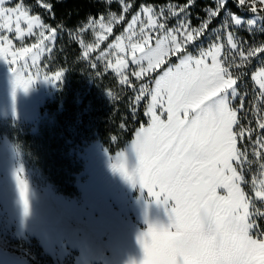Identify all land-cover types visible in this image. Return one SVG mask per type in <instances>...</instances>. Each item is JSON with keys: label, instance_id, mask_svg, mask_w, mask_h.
Listing matches in <instances>:
<instances>
[{"label": "snow or ice", "instance_id": "obj_1", "mask_svg": "<svg viewBox=\"0 0 264 264\" xmlns=\"http://www.w3.org/2000/svg\"><path fill=\"white\" fill-rule=\"evenodd\" d=\"M120 2L123 12L127 13L131 5L125 0ZM234 2L253 14L255 19L249 20V24L255 25L257 19H264L260 14L264 13V0ZM192 3L193 0H188L187 6H171L167 10L170 17L164 9L157 12L151 6L142 5L141 11L127 26V31L131 32L130 41L137 35L134 26H139L140 40L143 41L130 44L131 64L139 66L138 71L131 72L136 79L145 73H156L171 56H175L178 62L159 71L154 86L141 83L129 102L131 114L135 117L141 101L146 95L150 96L144 112L149 118L148 125H142L132 140L139 159L135 175L127 171L122 153L118 154L119 162L112 168L133 185L138 181L149 197L170 207L166 225L149 224L138 237L143 250L141 264H264V229L258 223L264 219V210L256 206L264 205V163L261 162L264 161V114L256 121L261 135L253 141L254 129L248 119L250 111L244 103L246 96L238 90V77L234 78L232 71L233 65L238 70L257 53H264V44L244 49L243 42L238 43L232 31V25H240L242 19L233 13L222 29L227 48L218 35L217 41L206 49L201 48L198 55L187 53V47L194 44L210 22L225 9L227 0H215L216 8L206 13V19L198 27H193L187 17L172 28L166 27L168 18L180 17ZM4 4L5 0H0V30L14 31L22 40L25 35H33L34 29H41L39 43L12 51L11 59L7 57L12 41L0 31V59L14 65L18 57L23 58L15 85L27 91L33 83V75L39 78L36 62L41 54L46 51L50 55L52 52L48 45L55 40L57 30L42 24L39 16L29 15L20 3L8 8ZM257 4L261 7L258 8ZM43 7L51 9L48 4ZM177 7L179 10H174ZM104 19L101 16L99 21L90 20L89 26L98 23L101 30L111 33L112 21L119 22L124 17L117 18L112 14L107 25ZM22 22L26 25V32L21 27ZM49 31L51 36H46ZM152 35L156 36L154 47L149 46ZM105 38L103 34L97 37L98 40ZM122 39L118 36V42L111 47L124 52L126 46L119 43ZM137 50L139 58L135 55ZM237 53L239 65L236 64ZM127 66L125 59H117V71ZM12 71L16 72V67ZM21 72L27 79L21 76ZM63 75V71H57L52 77L45 74L43 79L58 82ZM253 80L258 85L260 101H264V69L258 73V78L253 76ZM121 83H129L127 77ZM237 100L240 101L238 106L235 105ZM255 111L260 112V109ZM242 120L245 123H241ZM245 140L252 148L251 153L247 146H239ZM254 165H258L260 177L252 176L250 184L255 191L249 195L244 188L249 184L245 172ZM16 183L27 216L30 208L28 184L18 174Z\"/></svg>", "mask_w": 264, "mask_h": 264}, {"label": "rangeland", "instance_id": "obj_2", "mask_svg": "<svg viewBox=\"0 0 264 264\" xmlns=\"http://www.w3.org/2000/svg\"><path fill=\"white\" fill-rule=\"evenodd\" d=\"M12 1L5 0L3 6L11 7ZM102 1L108 2V0ZM111 2H117L121 9L123 8L120 0H111ZM20 4L29 15L34 16L23 2ZM170 7L153 8L157 12L164 9L170 17L167 11ZM174 10L178 11L179 7ZM140 11L141 8L125 23L129 11L124 13L122 10L121 15L124 19L119 22L112 21L111 33H108L106 29L101 30L98 23L90 27V21L77 31L70 32L71 38L78 43L85 59L100 64L114 74L121 85L134 88L135 95L141 83L149 84L150 87L154 86L153 81L158 72L162 71L165 65L178 62L177 59L170 62L176 58L171 56L156 73H145L139 80L131 75L132 71L139 70V66L131 64L130 44L138 41L143 43V41L140 40L139 26H134L137 35L132 36L130 41L131 32L127 31V26L132 17ZM121 15L116 17L119 18ZM188 15L186 11L180 17L168 18L166 27H174L184 17L188 18ZM231 16L225 12L221 25L215 29L208 27L194 44L187 47L186 52L193 56L198 55L201 48L206 49L210 43L216 42L218 35L227 48L226 36L222 29L228 24ZM104 18V23L107 25L108 21L112 20V14ZM142 18L146 19V17ZM239 18L242 19V23L232 25V30L242 26L250 29L261 27L262 19H257L256 24L251 25L248 21L255 19L254 17ZM40 20L44 24L41 18ZM21 27L26 32V25L23 22ZM0 31H3L4 35L12 41L7 57L11 59L12 51L39 43L38 34L41 29H34L33 35H25L22 40L17 38L14 31L12 33L6 30ZM101 34L106 38L98 40L97 37ZM45 35L51 36V32H46ZM118 36L123 38L119 43L126 46L124 52L111 47L118 42ZM57 37L58 33L55 40L48 45L52 48L51 54L45 51L36 62L39 67V78L33 75V83L27 91L15 85L16 74L23 58L18 57V62L14 65L0 59V264H30V262L36 264H141L143 250L138 237L147 230L149 224L166 225L170 207L149 197L147 190L142 189L138 181L133 185L119 172L113 170L112 165L119 162L118 154L122 153L121 159L127 171L135 175L139 159L132 147L134 135L132 140L114 155H111L99 141H70L66 156L72 164L82 167L81 173L74 177L75 191L70 195L63 194L61 189L53 185L49 178L27 159L22 147L12 135L13 129L18 126L35 124L33 131L36 132L38 125L51 122L48 116L39 117V109L45 101L52 98L65 78L64 73L62 80L58 82L43 79L45 74L49 77L55 74L52 53ZM155 39L156 36L152 35L149 46L154 47ZM80 41H83V44ZM258 54L260 53L254 57ZM135 55L139 58V50ZM119 58L125 59L128 66L117 71L116 61ZM238 61L240 60L237 53L236 63ZM144 66L147 67L146 61ZM13 67H16V72L12 71ZM262 69L264 66L258 68L252 75L256 89L258 85L253 80V76L258 78V73ZM31 74L32 70L29 71V75ZM21 76L27 79L23 72ZM124 77H127L129 83H121ZM144 102L147 106L150 96L146 95L139 106ZM239 103L240 101L237 100L235 105L238 106ZM256 108L258 106L254 105L253 114L248 119L253 121L255 128L258 129L256 121L261 114H264V111L259 108L260 112H256ZM145 118L146 125L143 126L146 127L149 118L146 116ZM163 118L166 119V117ZM260 135V130H255L253 141ZM111 142L116 145L117 140L112 139ZM239 146L242 148L247 146L249 153L252 151L248 140ZM249 158L252 159L251 155ZM261 162L264 163V161ZM21 169L22 172H20ZM17 174L27 182L29 188L30 208L27 216L24 215L20 201L16 183ZM253 175L259 179L258 165H254L245 172L249 184L244 185V188L249 195H253L255 191L250 184ZM256 206L264 210V205ZM258 223L261 229H264V219H260Z\"/></svg>", "mask_w": 264, "mask_h": 264}, {"label": "trees", "instance_id": "obj_3", "mask_svg": "<svg viewBox=\"0 0 264 264\" xmlns=\"http://www.w3.org/2000/svg\"><path fill=\"white\" fill-rule=\"evenodd\" d=\"M20 2L30 9L32 15L39 16L45 25L57 30L52 65L53 71H63L65 78L52 98L39 109V117L48 116L51 122L38 125L36 132L33 131L35 124L18 126L13 129L12 135L27 159L63 194L70 195L75 191L74 177L82 171L80 165L72 164L66 156L70 141H99L114 155L132 140L137 129L146 125V102L138 106L133 117L129 102L135 96L134 88L121 85L114 74L100 64L85 59L78 43L69 35L90 20L109 14L121 15L122 9L117 2L102 0H13L10 6L15 7ZM125 3L131 5L126 23L142 5L184 7L188 5V0H125ZM44 4L51 5L50 11L43 7ZM216 6L215 0H193L187 8L191 25L198 27L206 19V13ZM257 7L261 6L257 4ZM225 12L242 18L253 17L249 10L238 7L234 0H227L225 9L210 22L209 29L221 25ZM232 31L238 42H243L244 49L264 44V19L259 29L242 26ZM236 64L239 65L240 61ZM262 66L264 55L260 53L238 70L236 65L232 68L234 78L238 77V90L246 96L244 103L250 111L249 116L253 114L254 105L264 111V101H260L252 81V75ZM241 123L245 122L242 120ZM253 123L254 131H259ZM121 125L124 127L121 128ZM112 139L117 140L116 145L111 142Z\"/></svg>", "mask_w": 264, "mask_h": 264}]
</instances>
